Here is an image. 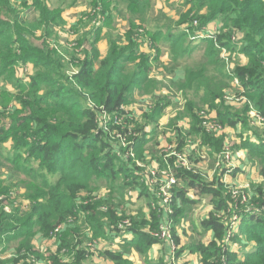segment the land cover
<instances>
[{
  "label": "trees",
  "instance_id": "obj_1",
  "mask_svg": "<svg viewBox=\"0 0 264 264\" xmlns=\"http://www.w3.org/2000/svg\"><path fill=\"white\" fill-rule=\"evenodd\" d=\"M152 2L90 0L99 26L79 37V28L75 29L73 52H68L62 50L65 47L58 34L66 32L63 14L77 0H0V76L8 75L20 83L16 95L0 91V264H87L93 256L87 251L92 237L107 240L120 233L117 226L121 218L116 209L110 206L101 218L100 203L87 201L97 178L121 179L125 182L119 186L122 190L135 188L146 175L129 159L120 167L115 161L119 160L122 138L129 137L131 148L139 150L149 140L143 134L146 126H159L166 108L163 102L144 113L143 125L134 130L135 113L129 107L138 96L159 88L152 73L163 51L169 50L172 64H186L185 78L178 88L192 121L188 137L201 138L214 156L228 145L226 127L240 138L243 127L250 138L242 148L252 158L264 157V135L251 131L255 126L251 109L264 117V0H185L183 5L189 8L178 17L180 30L176 35L149 26ZM114 12L119 16L125 12L122 22L127 29L122 41L108 38V52L102 57L98 48L102 32L120 20ZM33 15L38 16L36 21L30 20ZM213 21H218L215 31L208 28ZM166 41L170 45L163 50ZM144 45L150 51H142ZM193 55L201 62L192 67ZM27 64L33 65L34 74L25 82L16 72L18 65ZM230 95L244 104L241 111L230 105L226 99ZM205 110L214 113V119L224 127L221 134L205 129L208 117L200 116ZM10 141L8 148L5 144ZM184 146L185 138L180 135L176 149ZM31 160L35 166L30 165ZM169 163L179 181L171 190L173 219L182 214L183 205L191 207L205 197L212 198L213 208L201 221L204 232L212 231V238L195 245L201 264H264V210H255V205L264 209V185L256 187L250 196L256 214L239 224L240 231L257 244L249 246L236 237L239 243H234L241 247L237 250L230 246L225 219L242 218L248 211L236 208L243 194L234 196V190L222 181V174L207 179L177 165L175 158ZM5 173L19 176L7 178ZM191 191L199 200L191 198ZM82 193L87 194L85 200L80 198ZM14 196H22L23 205L13 207ZM8 206L12 207L10 212ZM163 213V209L160 214L152 209L141 218L130 215L132 226L128 229L134 238L120 245L145 255L160 243L145 229L157 231ZM84 224L91 225L92 231L84 232ZM38 235L56 242L55 249H38L33 244ZM174 239L182 256L186 250L175 229ZM102 256L114 264H134L122 252L106 250ZM151 264L170 263L166 259Z\"/></svg>",
  "mask_w": 264,
  "mask_h": 264
},
{
  "label": "rangeland",
  "instance_id": "obj_2",
  "mask_svg": "<svg viewBox=\"0 0 264 264\" xmlns=\"http://www.w3.org/2000/svg\"><path fill=\"white\" fill-rule=\"evenodd\" d=\"M162 1V0H161ZM164 6L161 4L155 5V7L151 8L152 15L149 17L150 20V27L156 29L157 27L152 26H159L163 29V32H173V34H177L179 32L178 28V17L179 15L187 10L189 7L186 8L184 6L185 0H175V1H168L163 0ZM90 0H77L76 5L73 7H70L66 9L67 18L72 21L75 19L73 24H70L71 26L67 27L68 30L66 32H61L62 39L61 44L62 46H66L65 48L62 47V50H68V52H73L72 48L74 47V43L76 41V38L79 37L81 34H83V31H90L93 30V27L96 29L99 26V21L97 20V17L94 16L93 10L91 8ZM123 9V6H122ZM124 10V9H123ZM122 10V11H123ZM125 13V12H124ZM124 13L120 16L117 15V13L114 12L116 18L118 16L120 17V20L115 24L116 26L112 27V29L106 30L107 33L105 34L109 36V38H115L120 41H122V35L125 34V30L122 25V20L124 19ZM119 14V13H118ZM38 19L37 15H33L30 20L36 21ZM68 22V21H67ZM218 21H213L209 24V30L215 31L217 28L216 24ZM69 24V23H67ZM79 28V35L74 33L75 29ZM127 29V28H125ZM111 31V33H109ZM170 30V31H169ZM39 37H41L42 33H38ZM206 35V34H204ZM107 38V37H106ZM147 43L149 41L147 40ZM147 51H150V48L148 45L145 46ZM78 51V50H77ZM79 52V51H78ZM162 56L165 55L161 54ZM192 59L193 61L189 63V66H195L197 62H201V59H196L195 55H193ZM196 59V60H195ZM182 65V64H181ZM155 66H157L155 64ZM158 67L162 68L164 71L163 76H166L163 80H160V87L164 92V96L167 98H176L173 107H167L164 109L163 113L161 114V117L159 118V121L163 120V124L159 127L158 131L156 132V129L152 127L153 134L159 133L162 135V140L159 141L156 137L155 139H149L147 144H144L141 148L134 147L131 148V139L129 137L122 138L120 145L118 147L119 155L118 159L115 161L116 166H119L121 163L125 164V161L131 160V165H136L139 170L146 171V175L143 179H140V181L137 183L135 188H125L120 190L119 186H122L125 182L121 179H117L116 181H112L107 178H97L95 179V182L93 183V189L94 192L90 195L91 199L87 201V203L91 202H97L100 203L101 210L100 211V217H102V214L104 212H107L110 209V206L118 211L119 217L121 218V222L119 221L120 228L123 227L122 232L118 227V230L120 233L117 234V232L114 231V234H117L116 238L112 237L109 239H105L103 237L99 239H92L87 244V251L92 252L89 249V244L96 243V246L93 247V256H96L98 258L103 257L102 254L105 253L106 250H110V252H122L125 257L128 260H132L130 256L132 257L134 254L138 255L140 254L137 252L136 249H130L124 246H121L120 243L128 241H131L134 238V235L129 232L128 228H131L132 221L130 220L129 216L132 215L135 219L138 217H144L150 213L152 209L160 214V209H164L165 207V195L162 191L161 187L163 184H161L160 181L155 183V180L157 179L156 175H153L151 179L146 180L147 176L149 175L150 170H153L156 168L155 172L157 173V176L161 178L163 176V179L168 175L169 170H172V167L168 168L169 166V160L172 158H167L165 155H167L168 152L166 150H169L170 146L176 147L177 145V130L182 131V136L185 138V146L183 149H178L183 153V155L186 157V160L189 162L190 166L193 168L194 172L198 171H207L211 175L212 178L214 176H218L219 171H216V160L213 159V155L206 157L208 155H204V152H201L203 145L202 139L199 140L201 142V145L197 146L195 145L196 140L194 135L188 137L192 122L189 120L191 118L186 113V101L184 100L183 93L179 90L178 82L180 80V74H178V71H183L184 67L178 66L179 70L176 66V64H168L165 66L163 63L158 65ZM34 74V67L32 64L27 65H18L17 66V72L16 75L19 78V80H23L25 82H28L29 76ZM166 73V74H165ZM17 79V78H16ZM18 80V82H19ZM181 83V82H180ZM20 83H16L13 79L9 78L8 75H1L0 76V91L6 90L7 92H10L11 94H18L20 91H17L16 87ZM236 89H233V92L235 93ZM162 92V93H163ZM41 94H43V91H41ZM240 98V97H239ZM226 99L229 101L230 105L233 107H237L239 111H241L243 108V105L240 100L236 99L235 96L230 95L226 97ZM185 102H184V101ZM242 104V105H241ZM171 108V109H170ZM132 112V111H130ZM214 113H208L205 111L200 113V116H206L208 117V121H214ZM142 114H135L134 121L135 126H133L131 130H134V128L140 127L142 125ZM189 120V122H187ZM183 124L181 126V124ZM186 123L189 125L186 127ZM230 128L226 127L225 134L229 136ZM251 131L254 135H264V127L262 126H253L251 128ZM240 134L243 133V136L241 138L239 137V134L237 135L235 132V135L239 138V145H236L237 141L231 138L234 141H230V136L226 140V144H228V149L231 151L233 155V170L227 169L226 177L222 174V181L227 184L232 190L237 191L238 193H242V201L237 204L236 208L240 210L248 209L247 212L243 213V217L235 216L231 220L225 219L226 223L229 224V233L230 235V246L234 249L240 250L241 247L238 246L236 241L242 240L244 241V244H247L249 246H253L257 244L256 240H250L248 238V234H246L245 231L241 232L239 229V224L243 220V218H247L253 216L256 214L253 212V203L250 200V196H253L254 189L258 186L264 185V176L262 175V169L264 168V157L263 156H257L256 158H252L250 156V152L246 150L245 148H242L246 140H249L248 133L242 128V132L239 131ZM176 136V140L175 137ZM235 137V136H234ZM235 137V139H238ZM175 140V141H172ZM254 140V139H253ZM251 140V141H253ZM195 143V144H194ZM256 145H259L258 142H255ZM176 144V145H175ZM6 147L10 148L12 146V142H8L5 144ZM193 148V152L196 151L195 157H192L190 152L186 151L187 147ZM175 151V149L171 150ZM12 151L10 154H13ZM188 153V154H187ZM209 154V152H208ZM24 158H28V154H25ZM215 161V163H214ZM25 162V161H24ZM247 163V165H246ZM31 166H35L36 162L34 160L30 161ZM120 167V166H119ZM118 167V168H119ZM7 174V178L9 177H18V174L9 175ZM225 178H224V177ZM148 182V183H147ZM165 182V181H163ZM237 182H240L241 186L239 185H233L238 184ZM157 184V188L154 189V185ZM145 188V190L142 191V189ZM135 191H139L140 193H137ZM21 194L25 193V190H20ZM19 193V192H18ZM148 195H146V194ZM250 194V195H249ZM194 196V194H192ZM81 200H85L87 198L86 193H82L80 195ZM14 199L16 200V203L13 204V207H19L23 205L22 196H19L18 199L16 196H14ZM204 199V200H203ZM202 202L199 203L198 206L195 208H192L190 206H185L183 208V212L180 216L177 217V219L174 218V229L175 232H177V235H179V238L181 239V242L183 244L184 250H186L182 256L179 255V251L176 255V260L169 259V255L167 258V261L170 264H201V256L199 253L195 252L196 248L195 245L198 242L207 243L208 238L211 234L209 230L207 232H204L202 227L200 226V220L206 216L207 211L211 210V204L212 201L209 197L203 198ZM80 200V201H81ZM106 203H101L102 201H106ZM23 201V202H22ZM27 202V201H26ZM86 203V204H87ZM236 203V201H235ZM29 205V202H27V206ZM256 211H262L264 209L257 208V205H255ZM152 208V209H151ZM12 207H6V210L10 212ZM252 215L248 213H252ZM250 215V216H249ZM176 220V221H175ZM107 220L102 221L103 223ZM126 223H129L126 224ZM254 224V223H250ZM86 224H84L85 226ZM108 224H105V227ZM83 226V227H84ZM93 228L91 225L85 226L84 229H86L84 232H91L89 228ZM249 230L251 231L250 227ZM107 229V228H106ZM146 232L153 234L156 231H149L148 229H145ZM179 233V234H178ZM60 233L55 235L54 241L57 240ZM53 241V242H54ZM236 241L237 243H234ZM56 243V242H54ZM144 244V241L141 242ZM161 243V242H160ZM237 245V246H236ZM55 246V244H54ZM42 250V249H41ZM178 250H180V246L178 245ZM45 251V250H42ZM136 252V253H135ZM138 253V254H137ZM149 252H147L145 255H147ZM13 254V252L8 253ZM142 255V254H140ZM185 255V256H184ZM92 256V257H93ZM143 256V255H142ZM147 264H151L148 261L147 256H143ZM144 261V262H145ZM159 262V261H158ZM157 263V262H154Z\"/></svg>",
  "mask_w": 264,
  "mask_h": 264
},
{
  "label": "crops",
  "instance_id": "obj_3",
  "mask_svg": "<svg viewBox=\"0 0 264 264\" xmlns=\"http://www.w3.org/2000/svg\"><path fill=\"white\" fill-rule=\"evenodd\" d=\"M169 1V0H168ZM171 1V0H170ZM172 1H175V0H172ZM157 4H161V6L163 5L164 6V2H163V0L161 1V0H153V2H152V7H155V5H157ZM67 11V10H66ZM66 11L64 12V14H63V18H64V20H65V22H66V27H69V26H71L70 24H73V22L75 21V19L74 20H72V21H70L68 18H67V13H66ZM152 11H153V9H152ZM152 11L150 10V12H149V17L152 15ZM68 21V22H67ZM67 23H69V24H67ZM122 25H124V24H122ZM114 26H116V25H114ZM114 26H112V27H114ZM152 27H159V26H152ZM112 29V28H111ZM68 30V29H67ZM106 30H108L109 31V29L108 28H105L104 30H103V32H102V39H101V41L98 43V48H99V50H100V52H101V56L102 57H105L106 55H107V52H108V38H109V36L108 35H106L105 36V34L107 33V31ZM113 30V29H112ZM112 30H110V32L109 33H111V31ZM161 30L163 31V29L161 28ZM176 35V34H175ZM58 36H59V41H60V44H61V39H62V35H61V32H59V34H58ZM107 37V38H106ZM62 45V44H61ZM169 45H170V42H165V43H163L162 44V49L163 50H167L168 49V47H169ZM64 46V45H63ZM145 46L146 45H144V46H142L141 47V50L142 51H145V52H147V50H146V48H145ZM64 47H66V46H64ZM163 54H164V51H163ZM161 63H163L165 66H167L168 64H172V61H171V55H170V53H169V50H167V52H165V55H161V57H160V59H159V62L158 63H156L157 64V66H155V64H154V71H153V73H152V75L155 77V78H157V80L159 81V83H160V80H163L164 78H166V76H163V70H162V68H160V67H158V65H160ZM177 66V68H178V70H179V67L178 66H182V67H184V70L183 71H178V74H180V80H179V82H178V85L180 84V82H182L183 80H184V78H185V70H186V64L183 62L182 63V65L181 64H179V65H176ZM33 74V73H32ZM166 74V73H165ZM163 92V90L161 89V87H160V85H159V88L156 90V91H154V92H152V93H150V94H148V95H143V96H138L137 98H136V101L133 103V104H131L130 105V107H129V110L130 111H132V113H137V114H142L143 116H144V113H146V112H151L152 111V108L158 103V102H163L165 105H166V108L168 107H173V104H174V102H175V100H177L176 98H167V97H165L164 96V92ZM184 98V97H183ZM184 101V100H183ZM185 102V101H184ZM170 108V109H171ZM143 116H142V118H141V120H142V123H143ZM189 120L191 121V118H189ZM189 120L187 121V122H189ZM192 122V121H191ZM163 124V120L162 121H159V126L158 127H155V125H147L146 126V129L143 131V134H144V136H146L148 139H155V137L159 140V141H161L163 138H162V135H160L159 133H157L156 135L155 134H153L152 132H150V131H152V127H154L155 129H156V132L158 131V129H159V127L161 126ZM181 124V123H180ZM143 125V124H142ZM183 124H181V126H182ZM187 126H189L187 123H186V127ZM158 128V129H157ZM242 128L243 127H241V129L239 130V131H242ZM236 132V131H235ZM235 132H234V130H230V132H229V136H230V141L232 140L231 138H233L234 140H236L237 141V143H236V145H239V138L235 135ZM237 134V133H236ZM182 136V131L181 130H177V137H179V136ZM237 137L238 139H235V137ZM175 137V140H176V136H174ZM198 138V139H197ZM195 137V140L197 141V140H201L199 137ZM175 140H172V141H175ZM234 140H232V141H234ZM176 145V144H175ZM176 147H177V145H176ZM186 151H188V152H190V154H188V155H192L193 154V156L192 157H195V154L194 153H196V151L195 152H193V148H191V147H187V149H186ZM201 152H204V155H208V156H206V157H209V156H211L210 155V153L208 154V151H207V148L206 147H202V150H201ZM217 154L216 155H214V157H213V159H217ZM214 163H215V161H214ZM246 165H247V163H246ZM202 174H204V175H206L207 177H208V179H213L212 177H211V175L209 174V172H207V171H200ZM223 174V173H222ZM227 174V173H226ZM226 174L224 175L225 177H226ZM220 175V174H219ZM223 176V177H224ZM222 177V176H221ZM224 177V178H225ZM238 184H233V185H239V186H241V184H239L240 182H237ZM135 192H137V193H140L139 191H135ZM190 196H191V198L193 199V200H199V197L198 196H196L195 195V193L193 192V191H191L190 193ZM192 194H194V196H192ZM210 198V197H209ZM211 199V201H212V198H210ZM204 200V199H203ZM203 200H200L199 201V203H201ZM199 203H197V204H195V205H192L191 207L192 208H195L196 206H198L199 205ZM178 204H179V206H181V202L180 201H178ZM185 206L183 205V207L182 208H184ZM212 208H213V206H212V204H211V210H212ZM211 210H208L207 211V214H206V216L205 217H203L201 220H200V226H201V221L202 220H204L206 217H207V215H208V213L211 211ZM148 214H149V212H148ZM175 218V217H174ZM176 221V220H175ZM202 227V226H201ZM202 229H203V231H204V228L202 227ZM207 232V231H206ZM211 232V234H210V236H209V238H208V241L212 238V231H210ZM179 234V233H178ZM33 244L38 248V249H42V250H46V249H51V250H54L55 249V247H56V245L54 246V242H53V240H48V239H45V238H43V237H41L40 235H38L36 238H35V240L33 241ZM149 253L147 254V255H143V256H147V258H148V261L150 262V263H154V262H158V261H160V260H166L167 258H168V255H169V253H170V250H169V248H168V246L167 245H165L164 243H157V244H155V245H153L151 248H150V250L148 251ZM136 253V252H135ZM138 254V253H137ZM143 256L142 255H140V254H138V255H136V254H134L132 257L130 256V258L132 259L131 261L132 262H134V264H147L146 263V261H145V259L143 258ZM185 256V255H184ZM145 261V262H144ZM87 264H114L113 263V261H111V260H109L108 258H106L105 256H103V257H101V258H98V257H96V256H93L92 258H90L89 260H88V262H87Z\"/></svg>",
  "mask_w": 264,
  "mask_h": 264
},
{
  "label": "built area",
  "instance_id": "obj_4",
  "mask_svg": "<svg viewBox=\"0 0 264 264\" xmlns=\"http://www.w3.org/2000/svg\"><path fill=\"white\" fill-rule=\"evenodd\" d=\"M227 56L226 51H224V57ZM226 60L228 61V58L226 57ZM230 70V69H229ZM236 83H238L236 81ZM251 120L252 124L255 126H262L264 127V117L261 116L258 112H256L255 109H251ZM205 129L209 132L213 133H222L224 131V127L222 126L221 123H219L217 120L214 121H206L205 122ZM196 143V144H195ZM194 144L199 146L201 145V142L197 140ZM264 143V140L262 141ZM175 149V151H171ZM167 155L165 157L167 158H175L177 165L182 166L183 168L193 171V168L190 166L189 162L186 160V157L183 155V153L179 150L176 149L174 146H170L169 150H166ZM217 159H216V171H219V174L225 175L227 173V169H230L231 171L233 170L232 168L234 167L232 164L233 161V155L231 151L228 149V146L225 147V149L217 154ZM170 168V167H168ZM156 168L153 170H150L149 175L147 176L146 180L151 179L153 175H156L157 179L155 180V183L158 181L161 182L162 191L164 192L165 195V207H164V213L162 214V219L161 223L159 225V229L151 234L155 239H157L159 242L164 243L165 245L168 246L170 253H169V259L171 260H176V255L178 253V245L174 239V211L170 207V203L172 202V193L171 190L173 189V186L176 184H179L178 178L172 170H169L168 175L165 177L166 180L163 179V176L159 177L157 176V173L155 172ZM194 172V171H193ZM197 173V172H195ZM198 174H201L203 177L207 178L208 177L201 172L198 171ZM165 181V182H163ZM148 183V182H147ZM157 188V184L154 185V189ZM234 196H238L242 193H238L237 191H233ZM129 225V223H126ZM119 229L122 231L123 227ZM62 230V228H58L56 233H59ZM230 237V235H229ZM96 246V243H91L89 244V249L90 251L93 252V247Z\"/></svg>",
  "mask_w": 264,
  "mask_h": 264
}]
</instances>
